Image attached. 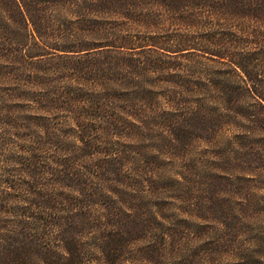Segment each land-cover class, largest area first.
Here are the masks:
<instances>
[{
	"label": "rangeland",
	"instance_id": "obj_1",
	"mask_svg": "<svg viewBox=\"0 0 264 264\" xmlns=\"http://www.w3.org/2000/svg\"><path fill=\"white\" fill-rule=\"evenodd\" d=\"M9 1L0 55L21 58L0 59V176L39 150L42 126L53 142L36 191L105 228L83 248L103 264H264V139L239 144L247 121L210 81L229 64L205 54L218 55L220 16L189 5L199 17L178 24L162 0ZM206 116L221 125L207 132Z\"/></svg>",
	"mask_w": 264,
	"mask_h": 264
},
{
	"label": "trees",
	"instance_id": "obj_2",
	"mask_svg": "<svg viewBox=\"0 0 264 264\" xmlns=\"http://www.w3.org/2000/svg\"><path fill=\"white\" fill-rule=\"evenodd\" d=\"M162 1L167 4L164 8L170 9L173 15L180 14L178 18H172L178 24L183 18L194 21L199 17L194 11L184 12V8L189 5L193 6V10L202 8L207 12L202 14L198 11L201 16L208 14L212 17L214 13L220 16V24L214 35L216 41L212 43L218 49V55L209 52L205 54L208 61H212L211 57H217L218 61L224 60L229 64L225 70L220 71L224 75L222 78L225 79L215 78L210 81L220 82L214 86L225 89L229 103L227 106L243 114L247 121V125L242 127L244 133L237 138L239 144L252 141L249 137H254L256 133L261 134V138L264 139V0ZM10 5L9 0H3V7ZM6 29L9 27L6 26ZM54 50L59 53L68 52ZM160 51L166 56H169L168 53H174L163 49ZM2 52L0 59L4 58L7 63L19 64L21 57L4 55V50ZM49 55L50 53L26 55L23 62L30 65L32 60L36 62L40 57ZM60 56L58 55V58ZM50 58L53 57L42 60L49 61ZM22 92L27 94V89ZM50 94L54 93L40 92L39 98ZM35 100H38V97ZM5 107L6 104L3 108ZM57 108L58 106L50 109ZM187 114L195 122L199 112L191 110ZM33 117L34 120L42 118L38 113ZM206 118L204 122H201L200 118L199 123L205 126L207 132L214 127L210 125H221V118L214 121L215 123L207 116ZM237 125L240 127L238 123ZM37 127L39 133H35L36 146L40 150L42 144L45 143L46 146L53 140L47 136L42 126ZM41 132L43 136H40ZM27 149L23 157L14 158L16 163L8 171L10 175L4 179L0 176V264H97L99 261L103 264L102 251L96 248V244H91L95 247L94 250L87 249L88 251L84 252L83 248L86 247V241L95 234L98 235V232L103 233L105 228L102 225L96 227L97 222L94 220L92 221L94 230L88 229L86 223L89 224V216L74 209L69 210L66 205L71 206L72 201L68 197H63L62 193L53 197L52 190H49L50 195L36 191L41 187L38 189L34 182L39 173L45 170L37 167L43 153L34 147ZM58 151L57 148L53 151L48 150L54 153ZM54 184L58 182L55 181ZM15 191L18 192L17 195H13ZM64 198L68 201L60 203ZM114 234L119 235L118 231ZM107 254L108 252L106 253L108 257ZM109 264L114 263L109 261Z\"/></svg>",
	"mask_w": 264,
	"mask_h": 264
}]
</instances>
